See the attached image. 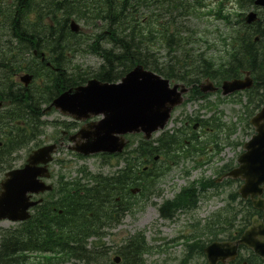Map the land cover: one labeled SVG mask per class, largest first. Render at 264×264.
I'll list each match as a JSON object with an SVG mask.
<instances>
[{
  "label": "trees",
  "instance_id": "16d2710c",
  "mask_svg": "<svg viewBox=\"0 0 264 264\" xmlns=\"http://www.w3.org/2000/svg\"><path fill=\"white\" fill-rule=\"evenodd\" d=\"M9 3L0 8V19L5 17L8 25H10L12 37L18 39L29 47H45L51 50L50 58L54 61L57 67H60V72L53 74L49 72V89L47 91L49 97H53L61 90L68 86H73L76 83L84 80L82 78L72 80V77L66 75L63 70V63L66 60L69 46L80 35L72 34L69 30L68 18L73 13H76L79 18H90L92 23L96 24L100 21L104 25V30L99 33L92 43L93 51L99 54L103 62L94 72L96 77L101 80L110 82L121 77L124 73L131 70L136 63H141L146 67L157 70L166 77L177 76V72L182 71L179 75L182 79L187 80V74L191 83L199 80L200 74L213 78L237 77L240 70L251 69L256 77V85L254 89L248 93V99L254 106L264 101V12L261 14L259 22L253 25L246 26L243 20L239 22V30L232 36V50L225 63L226 66L214 68L212 60L204 54H195L188 46V39L184 37L182 22L180 18H186L196 14H200V6L202 0H7ZM254 0H238L240 6H250ZM143 8H148L152 11V16H148L144 22L140 20V14ZM63 11L66 16H58L56 14ZM31 14L35 15V19H31ZM52 14V23H47L45 17ZM161 26L162 29L158 27ZM172 28L168 35L170 46L167 56V67L161 63V60L154 55L152 51L153 44L151 38L154 33L166 35V31ZM254 36H260V41H253ZM20 40V41H19ZM101 40L106 42V46H101ZM149 41V42H147ZM109 44V45H108ZM12 46V45H10ZM14 63L18 64L19 57L13 55ZM13 67L5 57L0 59V92L7 94L17 107H23V111L27 110L34 104L33 97L35 93L31 92H16L15 95L10 94L7 90L9 84L10 73ZM36 75L37 71L34 72ZM53 74V75H52ZM52 75V76H51ZM197 94H200L196 89ZM259 101L256 102V101ZM20 117V116H19ZM14 119V118H13ZM19 128V127H18ZM15 129V133L21 137H26L23 130ZM20 132V133H19ZM172 138V137H171ZM21 140L18 138H9L5 144V148L0 150V163L6 162L7 156L11 151L19 146ZM168 140L162 141L167 143ZM154 149L150 144L141 143L139 151L144 154H153ZM115 192V191H114ZM112 192V194L114 193ZM118 194H120V191ZM87 211L80 218H77L70 224V230L67 233L66 240L77 241V232L86 226L80 223L81 218L91 216L95 211L94 206H98L101 201L92 194L87 198ZM110 206V205H108ZM114 203L111 209L101 211L104 217L101 219H109L114 211ZM94 208V210H93ZM46 213V214H45ZM41 216H47V209L41 211ZM49 228L51 224L48 223ZM95 223L90 222L88 226L91 229ZM40 226V225H39ZM40 229V230H48ZM23 237L6 239L0 248V264H17L19 263L16 253L19 249L27 244L35 247L40 245L38 241L32 243L28 239L33 237L38 239V233H35L33 223L24 225L21 233ZM25 241V243H18ZM146 249L145 245L137 248H131L129 253L125 255L127 263L137 261L142 264L140 254ZM136 259V260H135Z\"/></svg>",
  "mask_w": 264,
  "mask_h": 264
},
{
  "label": "rangeland",
  "instance_id": "374dc122",
  "mask_svg": "<svg viewBox=\"0 0 264 264\" xmlns=\"http://www.w3.org/2000/svg\"><path fill=\"white\" fill-rule=\"evenodd\" d=\"M210 7L216 6L218 0H207L206 1ZM231 0L227 3L229 4ZM208 9H206L205 13ZM78 25L85 31L89 33V29L85 24L77 21ZM191 27L196 31L194 37L197 39L201 48L207 50L208 54H216L217 56H223L224 54V42L222 38L225 36L226 28L221 20L216 19L214 16H203L199 19H192ZM98 31L97 28H93L92 34ZM156 50L161 56V59L165 60L166 50L164 44H159L156 46ZM72 66L78 69H90L93 70L97 67L101 59L95 54L91 53H77L72 57ZM218 106V109L222 110L224 115V120L226 122H231L237 120L238 110L240 105L232 100H224L217 95L211 96L209 99ZM197 113L203 115V117H208L212 113L209 106H202V102H190L184 106V103L174 112V117H184L185 115L193 116ZM46 120H53L55 118L62 119V116L57 111H49L44 115ZM171 123L169 126L173 125ZM180 123H178V126ZM243 124L239 125L238 130L235 133L227 134L226 126L223 127V131L218 137L217 143L219 142L224 148L217 155L214 156L212 153L214 148V143H204V147L208 153L202 157H196L202 163V166H197L198 161L194 160H183L178 165H172L166 174L162 177L159 183L161 194L159 196L151 197L148 201L141 199L139 204L134 207L132 214H128L123 219V223L120 227L109 231L110 236H106L104 241H109L111 243L122 244L124 238L128 237L130 233L134 231L143 230L146 233L147 243L150 246H156V250L152 253L146 254V264H182L184 258L185 248L183 242L187 240V237L191 235H197L198 230L201 225L210 217L217 214L221 209L224 208L227 202L228 193L232 192L231 187H220L218 193H215L213 187H210L205 196H203L194 211H186L179 213L174 220L161 219L158 213V206L162 203L164 199H172L175 193L179 192L185 185L190 181H195L201 177H215L218 178L219 167L225 163H230V161L239 155L242 151L241 145H238L241 141H246L251 136V130L247 129L246 133H243ZM199 131L200 129L197 128ZM203 139L207 138L209 133L199 132ZM57 134L56 129L51 126H47L44 135L40 137V144L47 142H52V137ZM211 138L213 136L210 135ZM209 142V141H208ZM67 148L63 151L55 153V159L59 158L62 161L54 163L50 166L54 172H62L68 174L69 176H74L76 170L80 164L87 165L89 170L92 172H105L110 173L114 171L116 167H112L107 164L105 166L100 164L99 158L92 157L90 159H77L72 154L68 153ZM27 153L26 149L20 150L18 158L15 162V166H19L24 161L25 155ZM209 156L211 157L209 159ZM111 163L114 160H110ZM2 176L0 175V179ZM1 181V180H0ZM14 224L8 221L0 220V233L6 228H10ZM175 240L174 243H167V240ZM64 264H71L64 263Z\"/></svg>",
  "mask_w": 264,
  "mask_h": 264
},
{
  "label": "water",
  "instance_id": "95a60500",
  "mask_svg": "<svg viewBox=\"0 0 264 264\" xmlns=\"http://www.w3.org/2000/svg\"><path fill=\"white\" fill-rule=\"evenodd\" d=\"M257 4L264 5V0ZM250 17L255 18L253 14ZM249 17V20L252 18ZM73 25V24H72ZM76 28V25H73ZM77 29V28H76ZM251 85V80L227 81L223 85L225 93ZM184 91V88L181 89ZM181 92L168 87V81L159 75L136 66L122 78V83H101L95 80L88 81L86 88L70 90L56 101V105L77 114L79 117L88 116V113H103L105 118L95 127V130H83L81 136L87 138V143L78 150L89 154L94 151L119 150L123 146L122 140L115 133L143 131L146 136L162 126L169 117L170 109L180 101ZM256 125L257 135L246 144L247 152L241 157L239 169L233 171L235 175H244L249 185L255 186L264 179V107L260 113L252 118ZM46 151L42 149L31 155L29 164L24 169L8 173L3 182V193L0 195V217L22 219L26 217V193L38 191L40 184L36 176L43 174V169L37 168V162L45 161ZM264 208V203H258ZM250 231L242 239L245 243L254 246L255 250L264 255L260 243H254ZM207 253L210 263H215L216 250L212 246Z\"/></svg>",
  "mask_w": 264,
  "mask_h": 264
}]
</instances>
